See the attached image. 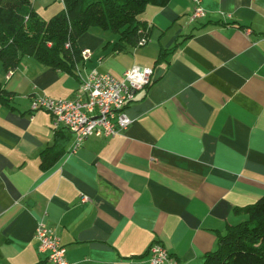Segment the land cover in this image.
Segmentation results:
<instances>
[{
	"label": "crops",
	"instance_id": "obj_1",
	"mask_svg": "<svg viewBox=\"0 0 264 264\" xmlns=\"http://www.w3.org/2000/svg\"><path fill=\"white\" fill-rule=\"evenodd\" d=\"M43 20L60 0H31ZM192 0L148 5L143 46L115 51L117 35L96 27L77 40L90 57L70 74L23 56L0 83V264H52L37 250L40 222L74 264H146L162 244L180 264H201L246 207L264 196V0ZM164 55L159 59L160 52ZM153 70L124 112L119 134H73L34 96L71 99L79 76L95 69L122 78L132 65ZM62 153L48 169L40 152ZM86 198V200H82Z\"/></svg>",
	"mask_w": 264,
	"mask_h": 264
},
{
	"label": "trees",
	"instance_id": "obj_2",
	"mask_svg": "<svg viewBox=\"0 0 264 264\" xmlns=\"http://www.w3.org/2000/svg\"><path fill=\"white\" fill-rule=\"evenodd\" d=\"M169 1L63 0V9L43 20L33 9L31 0H0L2 68L13 71L27 55L44 66L74 74L76 64L82 60L77 40L89 28L116 34L115 51L136 47L141 37L150 34V27L141 19L146 7H162ZM163 55L161 51L159 59ZM10 95L0 83V101L7 104ZM62 151L56 146L43 149L42 169H48ZM245 211L246 219L220 235L216 248L204 254L201 264H264V196Z\"/></svg>",
	"mask_w": 264,
	"mask_h": 264
},
{
	"label": "built area",
	"instance_id": "obj_3",
	"mask_svg": "<svg viewBox=\"0 0 264 264\" xmlns=\"http://www.w3.org/2000/svg\"><path fill=\"white\" fill-rule=\"evenodd\" d=\"M192 3L188 22L206 15L200 0H192ZM146 32L147 29L145 34ZM147 42L148 37L144 35L138 40L137 46H143ZM80 55L85 61L90 57V50L83 49ZM11 73L12 71H8L7 77ZM152 73V68L137 64L125 70L122 78L92 69L85 77L79 76L78 88L71 99L34 96L30 102V110L48 111L52 116L53 126H62L71 132L73 141L70 151L74 152L88 137H112L132 123V119L124 112V107L134 98L136 90L150 83ZM34 238L37 241V250L46 255L48 262L74 264L66 260L65 247L59 236L40 222L35 228ZM146 264L180 263L170 257L162 244L155 242L149 247Z\"/></svg>",
	"mask_w": 264,
	"mask_h": 264
},
{
	"label": "rangeland",
	"instance_id": "obj_4",
	"mask_svg": "<svg viewBox=\"0 0 264 264\" xmlns=\"http://www.w3.org/2000/svg\"><path fill=\"white\" fill-rule=\"evenodd\" d=\"M142 16V15H141ZM107 33H109V31H106Z\"/></svg>",
	"mask_w": 264,
	"mask_h": 264
}]
</instances>
